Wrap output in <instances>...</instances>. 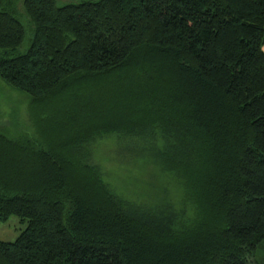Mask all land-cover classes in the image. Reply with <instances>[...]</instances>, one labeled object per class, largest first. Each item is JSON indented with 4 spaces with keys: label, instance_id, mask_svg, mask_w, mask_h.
Returning <instances> with one entry per match:
<instances>
[{
    "label": "trees",
    "instance_id": "1",
    "mask_svg": "<svg viewBox=\"0 0 264 264\" xmlns=\"http://www.w3.org/2000/svg\"><path fill=\"white\" fill-rule=\"evenodd\" d=\"M21 3L0 79L49 115L0 133V221L27 222L0 264H264V0ZM114 135L134 198L91 156Z\"/></svg>",
    "mask_w": 264,
    "mask_h": 264
},
{
    "label": "rangeland",
    "instance_id": "2",
    "mask_svg": "<svg viewBox=\"0 0 264 264\" xmlns=\"http://www.w3.org/2000/svg\"><path fill=\"white\" fill-rule=\"evenodd\" d=\"M21 1L18 0L19 20L25 27L26 39L23 49H26L32 33H30L29 21L24 16ZM75 2L78 0H56V5L61 7ZM44 109L45 107L42 110L38 109L24 93L15 91L0 79V133L4 136L14 140L34 141L36 137L40 139L36 122L49 115V111H44ZM124 146L125 144L120 143L115 135L106 137L98 141L95 148L91 149V156L96 163L106 161V168L101 166L104 173L102 177L114 183L128 199L136 196L134 192L138 189L139 184L134 185V182L139 180L141 170L139 165L125 164L126 160L136 157L133 156L135 149L133 145H130L128 149H125ZM135 186L137 187L134 188ZM26 226L27 222L15 215L9 216L3 222L0 221V241L14 242L15 238L26 229ZM258 252L260 253L256 255L257 258L264 254V250Z\"/></svg>",
    "mask_w": 264,
    "mask_h": 264
},
{
    "label": "crops",
    "instance_id": "3",
    "mask_svg": "<svg viewBox=\"0 0 264 264\" xmlns=\"http://www.w3.org/2000/svg\"><path fill=\"white\" fill-rule=\"evenodd\" d=\"M263 50H264V47H263Z\"/></svg>",
    "mask_w": 264,
    "mask_h": 264
}]
</instances>
